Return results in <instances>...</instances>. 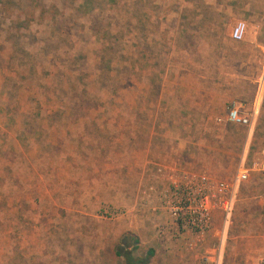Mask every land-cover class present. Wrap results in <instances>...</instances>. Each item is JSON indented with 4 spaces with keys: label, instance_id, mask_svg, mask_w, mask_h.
<instances>
[{
    "label": "rangeland",
    "instance_id": "1",
    "mask_svg": "<svg viewBox=\"0 0 264 264\" xmlns=\"http://www.w3.org/2000/svg\"><path fill=\"white\" fill-rule=\"evenodd\" d=\"M119 2L140 20L0 0V264H129L150 249L143 264H264V200L250 197L264 186L251 172L236 184L264 158V97L253 136L227 118L235 105L254 119L264 0ZM97 24L123 39L99 40ZM202 177L213 227L198 240L172 226L163 191ZM220 181L235 187L228 219Z\"/></svg>",
    "mask_w": 264,
    "mask_h": 264
},
{
    "label": "built area",
    "instance_id": "2",
    "mask_svg": "<svg viewBox=\"0 0 264 264\" xmlns=\"http://www.w3.org/2000/svg\"><path fill=\"white\" fill-rule=\"evenodd\" d=\"M248 29L244 20H239L231 31V37L240 41L243 40ZM257 96L264 97V60L261 73L257 79ZM227 118L241 125H251L252 120L248 115L239 112L238 107L233 105L228 109ZM250 168L244 167L239 170L236 184L249 178ZM219 196L218 205L226 214L228 219L234 207V190L232 184L227 181H220L217 184ZM164 204L167 206L172 221V226L178 233L186 236L194 235L199 240L213 227L212 205L210 194L206 188V177L201 178L200 184L193 182L174 183L172 187L163 191ZM190 250L195 248L196 243L188 240L186 243ZM209 260V259H208Z\"/></svg>",
    "mask_w": 264,
    "mask_h": 264
},
{
    "label": "trees",
    "instance_id": "3",
    "mask_svg": "<svg viewBox=\"0 0 264 264\" xmlns=\"http://www.w3.org/2000/svg\"><path fill=\"white\" fill-rule=\"evenodd\" d=\"M79 1L80 0H61L63 7L65 9H69L70 10L69 15L73 16V17L92 18L93 15L96 13V11H97V13L98 12L106 13V11H108L109 9L115 8V10H117L121 14L122 20H125L124 21V26L130 25V23L133 20H136V21L140 20L139 13H138L139 12L138 11V7L139 6L135 7V9H137V11L133 12L132 15L129 16L128 13L124 11L125 8L127 9V6L124 7V6L119 5L120 4V2H119L120 0H81L80 2ZM140 1H142V0H136L135 4L138 5L140 3ZM143 1L145 2V0H143ZM46 6L47 5L45 4V7ZM56 6H57L56 4L53 5V7L55 9H57ZM109 6H111V7H109ZM66 14H68V13H65L64 15L66 16ZM98 26H99L98 24L95 26L94 31L96 30L95 32L97 33L99 40L104 41L107 38H111V37L122 38L123 39V34L124 33H123L121 28H120V30H118L116 32L115 35H113L111 33V26L107 25V26L103 27L102 29L97 30ZM64 33H65L66 36H70V34L66 30H65ZM46 62L47 61H45V63ZM74 88L76 89L77 86L74 87ZM132 240H133L134 244L138 243V239L137 238L133 237ZM124 242L128 243L127 242V238H125ZM153 254H154V250L150 249V251L148 252L147 256L145 258H140L138 262H141L143 264V261H145V262L148 261L149 258ZM132 257H133L132 252L129 251V253H127V260L129 262V264L138 263L137 261H134V259Z\"/></svg>",
    "mask_w": 264,
    "mask_h": 264
},
{
    "label": "crops",
    "instance_id": "4",
    "mask_svg": "<svg viewBox=\"0 0 264 264\" xmlns=\"http://www.w3.org/2000/svg\"><path fill=\"white\" fill-rule=\"evenodd\" d=\"M261 99L258 98V96L255 98L254 103H253V112H252V116L254 119L251 118L252 120V124L250 125V132H249V137L253 136L254 131H253V124L255 123V119H256V115L258 114L259 110L261 109ZM264 154V151H263ZM243 160V159H242ZM243 163V162H242ZM250 168V178H249V182H250V186L251 188H257V187H263L264 184V158L262 159H258L256 162H254V165L249 167ZM249 172V173H250ZM250 197L256 198L259 201H263L264 200V193L259 192H255V193H251ZM186 264H188V262L186 261Z\"/></svg>",
    "mask_w": 264,
    "mask_h": 264
}]
</instances>
